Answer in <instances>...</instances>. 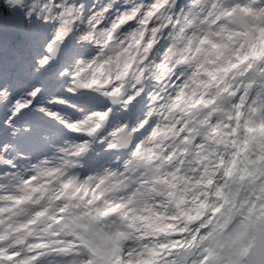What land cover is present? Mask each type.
Segmentation results:
<instances>
[{"label":"snow or ice","instance_id":"snow-or-ice-1","mask_svg":"<svg viewBox=\"0 0 264 264\" xmlns=\"http://www.w3.org/2000/svg\"><path fill=\"white\" fill-rule=\"evenodd\" d=\"M0 21V264H264V0Z\"/></svg>","mask_w":264,"mask_h":264},{"label":"trees","instance_id":"trees-1","mask_svg":"<svg viewBox=\"0 0 264 264\" xmlns=\"http://www.w3.org/2000/svg\"><path fill=\"white\" fill-rule=\"evenodd\" d=\"M0 48L4 46L5 42L11 40L13 35L11 33V29L9 27L8 21H0Z\"/></svg>","mask_w":264,"mask_h":264},{"label":"rangeland","instance_id":"rangeland-1","mask_svg":"<svg viewBox=\"0 0 264 264\" xmlns=\"http://www.w3.org/2000/svg\"><path fill=\"white\" fill-rule=\"evenodd\" d=\"M12 40H15V39L13 38ZM13 52L16 53V49ZM13 52L11 53L12 55H13ZM14 57H15V54H14V56H12V58H14ZM8 66H9V68L7 67V65H6V68H4V70L6 72L10 69V65H8Z\"/></svg>","mask_w":264,"mask_h":264},{"label":"clouds","instance_id":"clouds-1","mask_svg":"<svg viewBox=\"0 0 264 264\" xmlns=\"http://www.w3.org/2000/svg\"><path fill=\"white\" fill-rule=\"evenodd\" d=\"M0 28H2V25H0Z\"/></svg>","mask_w":264,"mask_h":264}]
</instances>
